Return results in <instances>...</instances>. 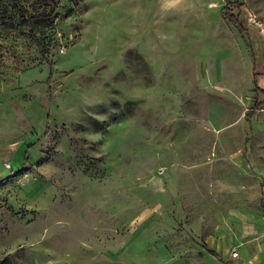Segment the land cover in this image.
Returning a JSON list of instances; mask_svg holds the SVG:
<instances>
[{
	"label": "rangeland",
	"instance_id": "rangeland-1",
	"mask_svg": "<svg viewBox=\"0 0 264 264\" xmlns=\"http://www.w3.org/2000/svg\"><path fill=\"white\" fill-rule=\"evenodd\" d=\"M253 15L264 0H0V264H233L211 237L264 186V92L215 61Z\"/></svg>",
	"mask_w": 264,
	"mask_h": 264
},
{
	"label": "crops",
	"instance_id": "crops-1",
	"mask_svg": "<svg viewBox=\"0 0 264 264\" xmlns=\"http://www.w3.org/2000/svg\"><path fill=\"white\" fill-rule=\"evenodd\" d=\"M238 29H228L232 41L229 47L226 46V53L215 61L218 75L237 85L239 63L253 89L255 84L259 92H264V19L259 23L242 24ZM243 35L247 37L248 47L244 45ZM252 101L254 107L260 104L254 97ZM233 199L243 201L246 206L231 207L220 214L211 237V248L225 262L264 264V186L256 180L253 187ZM233 250L238 253L236 258L230 255Z\"/></svg>",
	"mask_w": 264,
	"mask_h": 264
},
{
	"label": "trees",
	"instance_id": "trees-1",
	"mask_svg": "<svg viewBox=\"0 0 264 264\" xmlns=\"http://www.w3.org/2000/svg\"><path fill=\"white\" fill-rule=\"evenodd\" d=\"M46 1H48L54 7V0H46ZM50 17H51V13H49L48 15H42V16L37 15V16H32L30 18V21L34 22L35 20H46V19H49ZM30 36L32 37V40L37 41L35 36L32 33L30 34Z\"/></svg>",
	"mask_w": 264,
	"mask_h": 264
},
{
	"label": "built area",
	"instance_id": "built-area-1",
	"mask_svg": "<svg viewBox=\"0 0 264 264\" xmlns=\"http://www.w3.org/2000/svg\"><path fill=\"white\" fill-rule=\"evenodd\" d=\"M257 17L256 15H253L252 17L249 18V20L252 22V23H259V21H256ZM261 111H264V107H261L260 109ZM231 257L232 258H236L238 256V253L236 252V250H233L231 253H230Z\"/></svg>",
	"mask_w": 264,
	"mask_h": 264
},
{
	"label": "clouds",
	"instance_id": "clouds-1",
	"mask_svg": "<svg viewBox=\"0 0 264 264\" xmlns=\"http://www.w3.org/2000/svg\"><path fill=\"white\" fill-rule=\"evenodd\" d=\"M172 3H173L174 5H178V4L180 3V0H172Z\"/></svg>",
	"mask_w": 264,
	"mask_h": 264
}]
</instances>
